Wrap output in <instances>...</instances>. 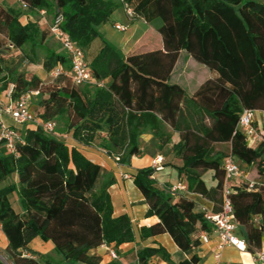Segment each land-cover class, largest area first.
I'll return each mask as SVG.
<instances>
[{
    "label": "trees",
    "instance_id": "obj_1",
    "mask_svg": "<svg viewBox=\"0 0 264 264\" xmlns=\"http://www.w3.org/2000/svg\"><path fill=\"white\" fill-rule=\"evenodd\" d=\"M19 1L30 13L60 14L62 31L82 51L94 77L108 83L76 86L63 74L43 82L34 72H20L16 61L7 63L14 55L18 62L36 65L43 55L56 67H69L63 51L47 47L49 31L47 36L34 23L20 24V11L0 2V93L6 94L12 86L10 98L15 100L36 92L29 105L35 118L63 120V132L74 141L82 145L98 141L107 154L119 157L121 165H129L139 155L143 132L153 135L159 150L169 145L167 127L180 131L183 115L180 140L170 149L183 161L177 175L185 191L213 204L212 210L200 208L219 212L222 163L233 157L246 175L230 184L229 199L239 226L235 234L250 254L264 248V184L257 182L264 175V144L247 146L236 129L242 108L264 110V4L257 0ZM124 4L157 32L161 47L142 45L122 57L101 37L99 27ZM180 51L216 72L215 82L206 81L191 96L170 82ZM213 85L219 89L217 104L209 98ZM7 125L20 138L14 153L0 141V228L10 264H98L89 257L90 250L104 245L115 252L134 242L130 218L113 215L111 181L97 184L101 171L97 164L35 124ZM154 173L150 167L141 168L132 179L147 204L145 216L158 220L140 228V238L167 234L188 256L173 263L159 246L143 247L132 259L137 264H147L153 257L166 264H198L192 251L200 245L201 232H209L211 226L194 201L160 188ZM206 173L214 186H206ZM248 181L255 182L254 189L246 188ZM12 194L21 212L14 210ZM187 227L194 229L193 236ZM34 237L50 242L59 259L31 250ZM0 264L5 263L0 259Z\"/></svg>",
    "mask_w": 264,
    "mask_h": 264
},
{
    "label": "crops",
    "instance_id": "obj_2",
    "mask_svg": "<svg viewBox=\"0 0 264 264\" xmlns=\"http://www.w3.org/2000/svg\"><path fill=\"white\" fill-rule=\"evenodd\" d=\"M258 1L264 4V0ZM0 2L7 7L20 11V24L25 25L28 22L34 23L41 31H44L47 33V36H49L48 29L53 17L51 11L41 10L30 13L19 0H0ZM115 24L124 25L127 27V29L124 32H120L114 28ZM98 30L101 37L112 48H114V50L117 49L121 52L122 57H125L128 53L142 45L153 43L155 46H162L161 39L157 32L139 17L133 16L132 18H128L123 7L115 10L111 16V20L101 25ZM46 45L47 47L59 46L53 38H49ZM58 51L61 52L62 50L59 49ZM34 74L40 80H42L38 71L34 72ZM217 77L218 74L216 72L209 71L205 66L196 63L189 54L184 51H180L175 67L171 72L170 82L177 83L185 91L187 96H191L206 81L211 80L215 82ZM104 81L105 84L108 83V79H105ZM212 88L215 90L213 89L214 92L212 95H209V98L215 101L217 104L220 101V98L218 97L219 89L214 87V85ZM6 103V94L0 93V108L4 107ZM0 121L5 122L6 124H12L10 118L1 113ZM181 122L182 129L180 131L174 132L170 127H167V130L171 133V143L165 146L162 150L158 149V142L150 132H143L139 137L140 153L139 155L133 156L131 158L129 165L115 163L111 158L107 157L101 152L97 141L91 145H82L74 141L71 138L70 133L60 135V139L68 148H75L85 158L100 167L101 171L97 184L101 185L107 181H111V185L108 188V193L110 195L113 207V215L119 216L121 214H126L130 218L132 224L135 240L132 243L123 244L114 249L116 255L118 256L117 259H112L110 256V252L113 249L112 246L107 247L101 245L88 252L89 257L97 261L98 264H108L111 262L115 264H137V262H135L132 257L137 250L143 247H163L170 254L171 261L173 263H177L178 261L187 258L188 255L180 252L167 234H159L144 239L140 238V228L149 227L155 224L158 220L155 216L148 218L145 216L148 208L147 204L144 203L143 196L132 183V179L136 170L147 167L153 169L152 163L157 157L162 159V162L158 164L159 169L154 170V178L157 181V185L160 188L168 190L173 185H176L179 182L182 183L181 179L177 175V169L183 166V161L179 158H176L173 151L170 149L172 144H175L180 140V133L183 132V115L181 116ZM238 165L240 166L239 163ZM240 168L242 169L241 166ZM242 171L244 172L243 169ZM206 174L209 178V181L207 180L208 178H204L206 186H214V181L212 180L210 173ZM124 175H129L131 178L124 179ZM241 180H243V178L235 179L234 182H239ZM12 181L16 182L15 177L12 178ZM257 182L264 184V175L260 176ZM176 194L192 200L196 204L200 202L205 203L206 209L208 208L209 210H212L213 208V204L211 202L201 198L196 194H191L186 191L177 192ZM10 201L14 210L16 212H21V207L15 194L10 196ZM39 242L40 243L35 244L34 248L30 249L44 255L47 250H51V248H53V245L50 242V245L45 244L42 241ZM6 245L7 240L1 232L0 248L5 250ZM213 248V243L208 245L200 244L192 251V253H195L199 257L198 264H214L212 257ZM249 258L252 262L250 253H241L235 250L233 247H226L222 252L220 264H250ZM147 264L166 263L157 257H153L148 261Z\"/></svg>",
    "mask_w": 264,
    "mask_h": 264
},
{
    "label": "built area",
    "instance_id": "obj_3",
    "mask_svg": "<svg viewBox=\"0 0 264 264\" xmlns=\"http://www.w3.org/2000/svg\"><path fill=\"white\" fill-rule=\"evenodd\" d=\"M123 9L128 18L134 16L130 6L124 4ZM62 20L60 14H55L49 25L48 31L68 59L69 67L65 70L57 66L50 76L54 78L63 74L69 77L76 86L90 85L104 87L105 81L98 80L94 77L93 72L84 60L82 51L62 31ZM114 28L120 32H124L127 29L126 26L120 24H115ZM9 47L11 48L12 46L9 45ZM11 90L12 86H10L6 93L7 103L4 107L0 108V113L8 116L14 125L35 124L46 132L53 133L56 128L55 121H39L29 108L31 97L36 94V92L29 91L17 99L11 100ZM236 129L244 135L247 146L255 147L258 144H264V110L242 108L238 117ZM0 141L8 152L14 153L15 145L20 141L19 134L14 127H10L5 122L0 121ZM100 150L115 163L119 162V157L111 156L101 148ZM161 162L162 159L160 157L155 158L152 163L153 169H159L158 164ZM222 167L224 170V181L221 189L222 200L219 212L211 213L204 208H200L201 211L204 212V219L210 224L211 229L209 232H201L199 241L202 245L213 243L214 248L212 257L214 264H220L222 252L226 247H233L241 253L244 251L247 252L244 240L240 239L235 234L238 229V223L234 219L232 205L229 199L231 182L239 178L245 179V175L233 157L225 158ZM123 178L130 179L131 177L129 175H124ZM255 186V182L248 181L246 188L252 190ZM185 190V185L181 182L170 188L172 193L184 192ZM258 221L259 218L256 217L254 223H258ZM110 256L112 259L118 258L113 250H111ZM251 259L253 264H264V248L251 254Z\"/></svg>",
    "mask_w": 264,
    "mask_h": 264
},
{
    "label": "rangeland",
    "instance_id": "obj_4",
    "mask_svg": "<svg viewBox=\"0 0 264 264\" xmlns=\"http://www.w3.org/2000/svg\"><path fill=\"white\" fill-rule=\"evenodd\" d=\"M258 1V0H257ZM109 26V25H108ZM52 49L55 51V52H59L58 50L60 49L59 46H52ZM115 51L118 53L119 56H122L121 55V52L117 49H115ZM8 53H13L11 52V50H9ZM20 59L17 57H15L14 55H12V57H9V60L7 63H9L10 61H13V62H17L18 63V68H19V71L20 72H25V71H30V72H36L38 71L40 73V76H41V81L43 82H46L50 79H52V77L50 76V74L52 73V71L56 68V64L53 62V61H50V62H47L44 60V57L43 55H41V59H40V62L36 65H28L26 64L25 62H18ZM36 107H38L36 105ZM39 108V107H38ZM38 115V114H37ZM37 120L39 121H42L40 120L39 118V115L38 117L36 118ZM56 128L53 132V135L55 136H60V135H64L65 133L63 132V129L65 127V123L63 120H57L56 122ZM98 142V141H97ZM211 175V174H210ZM204 178H208V175L206 174L204 176ZM209 181V178L207 179ZM197 205L199 207H205V203H197ZM239 227V226H238ZM187 232L193 236L195 234V231L194 229L190 228V227H187ZM1 233V232H0ZM39 241H42L43 243L45 244H48L50 245V243L48 241H44V240H41L40 238L38 237H34L30 244H29V247L30 248H34L35 244L36 243H40ZM44 255H49L52 259L54 260H58L59 257L54 253V250L53 248H51V250H47ZM0 259L5 263V264H10V260L9 258L7 257L6 253H5V250L1 249L0 248Z\"/></svg>",
    "mask_w": 264,
    "mask_h": 264
},
{
    "label": "bare ground",
    "instance_id": "obj_5",
    "mask_svg": "<svg viewBox=\"0 0 264 264\" xmlns=\"http://www.w3.org/2000/svg\"><path fill=\"white\" fill-rule=\"evenodd\" d=\"M243 253H245V251H244ZM249 263H250V264H252V262H251L250 258H249Z\"/></svg>",
    "mask_w": 264,
    "mask_h": 264
}]
</instances>
